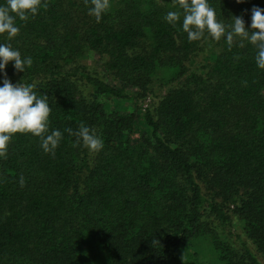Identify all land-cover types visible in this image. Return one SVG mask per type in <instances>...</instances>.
Masks as SVG:
<instances>
[{"label":"trees","instance_id":"1","mask_svg":"<svg viewBox=\"0 0 264 264\" xmlns=\"http://www.w3.org/2000/svg\"><path fill=\"white\" fill-rule=\"evenodd\" d=\"M208 3L226 26L240 16L248 28L264 9ZM88 7L41 0L15 38L0 34L32 58L7 78L46 95L48 132L62 133L54 154L17 133L0 157V264H264L256 48L206 32L189 41L182 12L164 19L176 0H111L99 22ZM81 123L102 150L74 146Z\"/></svg>","mask_w":264,"mask_h":264},{"label":"clouds","instance_id":"2","mask_svg":"<svg viewBox=\"0 0 264 264\" xmlns=\"http://www.w3.org/2000/svg\"><path fill=\"white\" fill-rule=\"evenodd\" d=\"M243 0H236L242 3ZM89 5L88 15L99 22L109 10L111 0H86ZM180 9L168 11L164 19L169 24H175L183 19L181 29L187 34L189 41L199 40L205 32L213 40L222 36L231 44L234 37L247 40L256 48L255 63L257 68L264 69V9L253 7L251 21L248 28L240 16H233L231 24L225 25L217 20L215 10L208 0H176ZM41 6V0H4L0 4V34L11 40L19 33L17 20L27 21L35 16ZM46 6V5H45ZM16 72H25L32 64L30 56H21L18 49L8 43H0V157L5 156L6 147L14 134H30L40 139V148L45 154H54L62 133L53 129L48 132L50 107L46 95L38 96L31 83L13 84L7 78L5 69L9 63ZM76 137L75 145H81L89 152H99L103 148V140L94 129L81 123L77 131L72 133Z\"/></svg>","mask_w":264,"mask_h":264},{"label":"rangeland","instance_id":"3","mask_svg":"<svg viewBox=\"0 0 264 264\" xmlns=\"http://www.w3.org/2000/svg\"><path fill=\"white\" fill-rule=\"evenodd\" d=\"M92 59H94V58H92ZM92 59H91V61H92ZM98 59L96 58L95 60H94V63H95V61H97ZM105 75H106V78H107V80H108V82L110 83V84H116V85H118V83L113 79V78H111V77H109V75L108 74H106L105 73ZM151 102V97H147V98H145L144 99V101H142V104H141V106L143 107V109L145 108V107H147L148 105H149V103ZM236 231V229H233V231Z\"/></svg>","mask_w":264,"mask_h":264}]
</instances>
